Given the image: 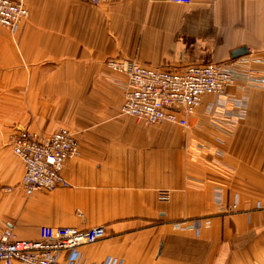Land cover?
I'll use <instances>...</instances> for the list:
<instances>
[{"label":"crops","instance_id":"crops-1","mask_svg":"<svg viewBox=\"0 0 264 264\" xmlns=\"http://www.w3.org/2000/svg\"><path fill=\"white\" fill-rule=\"evenodd\" d=\"M22 2L17 30L0 25V230L104 227L77 264H264V0ZM110 57L225 62L235 83L203 96L186 127L146 125L121 112ZM60 127L79 145L70 186L26 195L10 139Z\"/></svg>","mask_w":264,"mask_h":264},{"label":"built area","instance_id":"built-area-1","mask_svg":"<svg viewBox=\"0 0 264 264\" xmlns=\"http://www.w3.org/2000/svg\"><path fill=\"white\" fill-rule=\"evenodd\" d=\"M98 6L107 0H80ZM189 3L191 0H170ZM28 16L22 0H0V25L15 32ZM104 65L124 76L121 112L146 125L169 122L186 127V117L205 95L221 94L235 83L225 62L188 65L181 69L155 67L134 59L110 57ZM249 74L254 73L249 69ZM12 152L21 160L19 182L26 195L69 187L62 174L66 162L79 155L74 133L65 127L49 135L19 130L10 139ZM235 206L233 205L232 208ZM105 235L104 227L78 229L67 226H40L33 240L17 239L10 227L0 230V262L3 264H77L79 248ZM62 252H68L61 261ZM103 264H120L108 258Z\"/></svg>","mask_w":264,"mask_h":264},{"label":"water","instance_id":"water-1","mask_svg":"<svg viewBox=\"0 0 264 264\" xmlns=\"http://www.w3.org/2000/svg\"><path fill=\"white\" fill-rule=\"evenodd\" d=\"M246 52L245 48H239L231 53V57H238Z\"/></svg>","mask_w":264,"mask_h":264}]
</instances>
